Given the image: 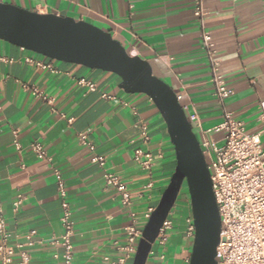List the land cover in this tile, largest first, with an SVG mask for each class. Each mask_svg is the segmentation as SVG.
<instances>
[{
  "label": "crops",
  "instance_id": "obj_1",
  "mask_svg": "<svg viewBox=\"0 0 264 264\" xmlns=\"http://www.w3.org/2000/svg\"><path fill=\"white\" fill-rule=\"evenodd\" d=\"M0 2L39 14L65 13L110 32L131 56L148 61L153 74L180 96L187 118L197 116L200 126L191 124L198 140L201 131L220 123L225 110L243 121L247 133H260L264 151L258 107L264 100V0L205 3L204 28L220 60L219 74L233 90L223 104L210 82L200 25L193 15L194 0ZM26 58L53 62L58 72L35 68ZM79 78L94 81L98 90L87 92L77 85ZM119 84L112 73L52 61L0 40V205L10 245L21 243L29 230L37 232L35 240L41 243L27 248L29 264H61L53 258L56 249L48 242L52 235L62 233L55 172L63 179L72 206L73 264H105L104 257L114 256L116 247L124 243L129 214L135 213L143 227V215L157 206L168 185L176 161L164 120L147 96L127 94ZM24 85L36 88L44 98L32 95ZM101 93L116 101L102 99ZM141 124L151 136L145 145L140 139ZM81 133L95 145V153L105 157L109 172L127 186L130 207H123L118 193L105 186L103 169L77 142ZM206 137L217 143L221 138L213 132ZM34 141L42 144L47 159L39 160L30 152L28 145ZM137 147L153 155L150 171L133 162ZM18 195L24 200L14 211ZM172 213L173 229L162 250L165 261L148 257L146 264H188L192 240L185 234V220L191 215L189 200L183 207L175 205ZM177 213L183 216L179 220ZM18 261L16 253L12 264Z\"/></svg>",
  "mask_w": 264,
  "mask_h": 264
},
{
  "label": "built area",
  "instance_id": "obj_2",
  "mask_svg": "<svg viewBox=\"0 0 264 264\" xmlns=\"http://www.w3.org/2000/svg\"><path fill=\"white\" fill-rule=\"evenodd\" d=\"M207 0H194L193 15L198 20L201 29V41L206 52L210 69V82L214 88V95L223 104L232 94L233 90L227 85L225 79L219 74L220 60L212 43V37L204 28L205 3ZM11 62V60L1 59ZM26 63L51 73L58 70L53 62L43 63L31 58ZM53 61V60H52ZM77 85L87 92H96L97 84L86 78H79ZM32 95L44 98V95L34 87H27ZM101 98L116 101V98L107 93H101ZM180 96H177V100ZM259 120L264 125V100L259 102ZM187 107H182L185 110ZM72 119L68 121L71 122ZM190 123H196L195 114L188 118ZM216 133L221 136L217 143L206 137L207 134ZM264 132V127L261 133ZM16 138V132H13ZM140 139L145 145L150 142L151 136L146 125L140 126ZM80 146L86 148L91 154V161L104 171L103 179L107 188H113L120 197L121 205L125 208L131 205V193L122 180L106 168V159L95 153V145L85 133L77 137ZM200 148L210 172L213 196L220 217L221 227L219 242L216 247L217 264H264V151L260 133L250 134L245 131L243 121L236 119L232 113L223 111L222 120L214 127L201 131ZM16 150L21 146L15 139ZM30 152L39 160L47 159L46 151L40 142L34 141L28 145ZM133 162L143 171L153 168V155L137 147L132 153ZM57 191L61 201L62 214L59 219L62 233L52 235L48 242L56 251L53 258L61 264H73V235L72 206L68 200L65 183L58 172ZM150 187V186H148ZM24 197L18 195L12 206L16 211L21 206ZM155 208H148L143 215L145 222L149 219ZM172 211L163 222L158 235L152 245L148 257H155L161 263L165 261L163 249L168 243L173 229ZM129 224L125 227V240L116 247L114 256H105V264H132L136 253L138 241L142 235L143 227H139V219L133 212L129 214ZM185 234L193 239L194 225L191 215L185 220ZM36 230H29L23 235V241L15 246L9 244L11 234L6 228V221L0 205V264H12L13 257L18 253V264H29L30 255L27 248L35 246ZM17 250V252H16Z\"/></svg>",
  "mask_w": 264,
  "mask_h": 264
},
{
  "label": "water",
  "instance_id": "obj_3",
  "mask_svg": "<svg viewBox=\"0 0 264 264\" xmlns=\"http://www.w3.org/2000/svg\"><path fill=\"white\" fill-rule=\"evenodd\" d=\"M0 40L44 58L116 75L118 88L147 96L160 113L175 153V168L160 200L144 224L132 264H146L159 229L185 185L194 236L188 264H217L220 217L210 172L173 89L153 74L150 63L131 56L110 32L60 14H39L0 2Z\"/></svg>",
  "mask_w": 264,
  "mask_h": 264
},
{
  "label": "rangeland",
  "instance_id": "obj_4",
  "mask_svg": "<svg viewBox=\"0 0 264 264\" xmlns=\"http://www.w3.org/2000/svg\"><path fill=\"white\" fill-rule=\"evenodd\" d=\"M188 200H189V196L187 194L186 188H182L179 195H178V198H177L175 205H177L178 207H183L186 204V201H188ZM181 217H183V216H180V214L177 213L175 219L179 220Z\"/></svg>",
  "mask_w": 264,
  "mask_h": 264
},
{
  "label": "trees",
  "instance_id": "obj_5",
  "mask_svg": "<svg viewBox=\"0 0 264 264\" xmlns=\"http://www.w3.org/2000/svg\"><path fill=\"white\" fill-rule=\"evenodd\" d=\"M183 187L186 188L185 185Z\"/></svg>",
  "mask_w": 264,
  "mask_h": 264
}]
</instances>
